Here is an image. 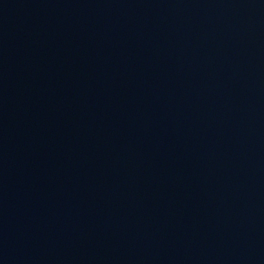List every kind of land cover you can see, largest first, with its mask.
<instances>
[{
	"label": "water",
	"instance_id": "95a60500",
	"mask_svg": "<svg viewBox=\"0 0 264 264\" xmlns=\"http://www.w3.org/2000/svg\"><path fill=\"white\" fill-rule=\"evenodd\" d=\"M0 264H264V0H0Z\"/></svg>",
	"mask_w": 264,
	"mask_h": 264
}]
</instances>
